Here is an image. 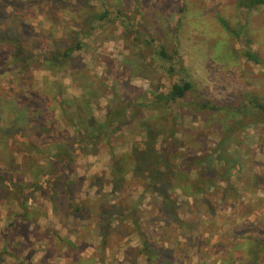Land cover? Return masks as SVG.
<instances>
[{"label":"rangeland","instance_id":"1","mask_svg":"<svg viewBox=\"0 0 264 264\" xmlns=\"http://www.w3.org/2000/svg\"><path fill=\"white\" fill-rule=\"evenodd\" d=\"M76 41L82 49L70 61L53 59ZM161 47L171 60L159 57ZM183 81L194 87L188 98L149 107ZM120 101L138 107L119 133L82 146L61 180L31 189L58 148L87 130L82 119L103 123ZM207 102L221 109H201ZM256 103H264V5L0 0V176L17 187L0 185V264H264L262 247L257 262L248 252L252 237L264 241V112ZM148 127L159 133L160 155L173 149L185 166L207 155L202 167L209 159L220 171L224 149L231 185L187 196L200 184L175 186L180 159L162 169L166 183L156 185L142 163L143 173L113 183L112 157L144 149Z\"/></svg>","mask_w":264,"mask_h":264},{"label":"trees","instance_id":"2","mask_svg":"<svg viewBox=\"0 0 264 264\" xmlns=\"http://www.w3.org/2000/svg\"><path fill=\"white\" fill-rule=\"evenodd\" d=\"M238 7L246 10H253L258 7H261L264 5V0H237ZM104 15L97 17V15L94 16V19L90 21V24L93 26L95 22L101 21V18H104ZM98 18V19H97ZM227 25L226 23H224ZM10 36H7V39H10ZM82 49V43L81 41H76V44L69 47L65 52L59 53L55 52L54 54V60L56 62L61 58H65L67 61H70L73 57V53L76 51H80ZM158 55L160 58L164 59L165 61L171 60V56L167 54V52L163 49V47L159 48ZM248 57L259 63V59L249 54ZM193 84L190 81H183L181 83H176L172 86L171 90L167 94H157L154 95V98L152 100L151 105L149 106L151 109L154 110H160L162 107L168 108L170 105L177 103L180 100H185L190 96V94H193ZM122 101V100H121ZM119 102L118 106L110 112L105 121L103 123H99L95 121L93 118H86L82 119L81 123H83V128L87 129L84 131L83 134L76 135L75 139L73 140V143L70 144V147L68 148H58L60 150L58 156H54L52 160V164L50 168L42 175V180L38 185H34L33 190L40 191L48 185L50 182H57L62 179L63 175L69 170L68 168L72 165V154L75 151H82V146L85 145H98L101 142L107 141V137L112 134H117L120 132L121 128L125 126L127 122V114L129 109H134L138 106L134 107V104L132 103H126V102ZM200 108L204 109H213V110H219L221 108H216L210 106V103H204L200 104ZM254 108L258 110V112H264V103L259 104L256 103L254 105ZM90 118V120H89ZM149 130L146 128V144L144 146V149L138 150L139 153L134 152H126L125 154L121 156H113L112 157V175H113V183L120 184L123 179L129 174H141L143 173L142 168L140 167V164H148L150 166V179L155 178L156 179V185L161 183H166L167 180L162 175V169L168 168V162L170 159H180L179 164L175 166V171L173 173L178 174V177L176 179L175 186L178 188L180 187L181 191H186L187 189H190L193 187V184L199 183L200 187L196 188L192 193H187V196L192 197L194 195H205V193H211L210 196H213V192H215L217 189H219V186H216L218 182H222L221 184H225L227 187L231 185V178H230V170L232 167H226L227 166V159L224 155V149L222 150V155L219 154V158L215 161L216 163H220L221 170L218 169L214 170V166L211 164V160H207L206 166L202 167L203 163L205 162L204 159L207 158V155H203L201 157H196L193 160L190 166H185L183 162H189L187 161V157H181L178 155L177 152H175L173 149H171L169 152L166 153V155L162 156L160 153L156 150V142L157 138L159 136V133H155V136L153 135V131L150 127H148ZM109 136V137H110ZM231 137V136H230ZM229 138V137H228ZM227 139H224V141ZM223 141L221 144L223 145ZM183 146V143H179V145ZM55 145V143H54ZM220 146V144H219ZM224 147V145H223ZM221 148V147H220ZM36 150L40 152V149L37 147ZM221 152V151H220ZM153 158V162L149 159ZM191 160V161H192ZM196 160V161H194ZM214 162V161H213ZM196 164H200V167L198 168ZM182 166L188 167L192 172H197L199 170V174L197 173L198 178H196L194 181L189 180L188 178L190 176H187V173H185L184 170H182ZM194 165H196L197 168H193ZM213 167V168H212ZM234 170H238V165L233 168ZM13 186L14 188H17L12 183L8 182L6 178H3L0 176V185H6ZM168 187L171 186L170 183H167ZM191 185V186H190ZM230 188V187H229ZM226 190V189H225ZM23 191V189H21ZM162 191V190H161ZM160 191V193H161ZM230 192V190H229ZM162 196L165 199V207H168V196L166 192L162 191ZM228 194V193H227ZM231 196V195H230ZM232 197V196H231ZM208 204L210 205V199L207 200ZM211 206V205H210ZM251 204H245L243 207V211L245 214H248L247 212L250 208ZM173 212H175L173 210ZM212 214L214 213V210L211 208ZM173 214V213H172ZM102 216V215H101ZM247 216V215H246ZM186 226V225H185ZM254 230V226H249ZM186 228H189V226H186ZM247 231V228H244ZM253 231H251L252 233ZM236 238H241L242 235L237 232V234L234 235ZM252 240H254L255 243L253 246V251H248L255 260L254 262H257L259 260V247H262L264 249V241H262L260 238L252 237ZM245 248V247H244ZM246 249V248H245ZM251 249V250H252Z\"/></svg>","mask_w":264,"mask_h":264}]
</instances>
